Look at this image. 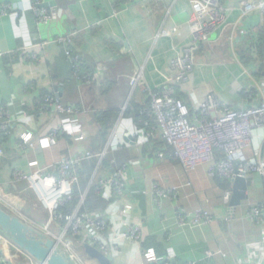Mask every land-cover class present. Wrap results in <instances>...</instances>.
<instances>
[{"label":"crops","instance_id":"0c3cea01","mask_svg":"<svg viewBox=\"0 0 264 264\" xmlns=\"http://www.w3.org/2000/svg\"><path fill=\"white\" fill-rule=\"evenodd\" d=\"M246 1L252 0H43L54 18L42 25L31 12V0H0V49L8 54L0 63V106H11L17 121L21 104L28 112L40 102L41 95L50 93L64 105L85 110L73 116L54 111L39 115L34 110L33 114L28 112L33 116L29 127L35 133L34 147H20L19 134L25 123L17 121L11 137L0 136V184L7 197L8 208L3 205L6 210L32 228H42L50 219L48 210L27 184L14 182V172L32 174L36 171L30 166L32 162L49 172L51 166L64 159L86 152L101 154L116 140L118 148L110 149L103 160L95 158L84 163L79 183L87 204L93 186L118 168L127 167L122 193L113 200L101 196L108 203L106 208L90 204L86 209L93 219L106 220V230L101 234L109 243L108 257L113 264H146L142 256L146 250H154L159 263L264 264V224L249 218L250 208L264 203V178L248 175V180L253 177L248 199L232 215L207 165L186 171L173 148L155 150L153 145L163 139L158 125L150 137L146 127L127 114L133 105L151 104L150 91L166 82L172 61L191 45L194 30L203 24L201 17L215 5L225 10L228 26L212 33L209 42L198 48L190 82L177 89L192 112L209 94L234 110L260 102L256 91L244 97L254 79L262 80L256 74L264 66V56L260 62L248 53L258 41L264 42L263 14L259 9L245 15ZM6 5L12 6V11L2 14ZM194 17L198 20L193 21ZM72 34L71 50L84 61L82 72L94 78L90 86L74 79L65 49L55 42L58 37ZM47 41L50 44L46 47L38 46ZM31 54H36L37 60L29 58ZM138 72L141 80L132 88L131 77ZM56 87L62 89L61 95ZM192 90L197 92L198 102L189 95ZM108 111L115 112L117 120L104 143L95 115ZM56 127L63 129V135L49 148H41L39 139L48 137ZM81 135L82 140H74ZM255 143L244 153L247 161H257L259 149ZM156 182L176 187V199L157 206L151 193ZM126 205L132 206L128 215L123 214ZM180 208L189 214L204 209L214 222L182 230L177 223ZM130 225L141 228L138 244L122 238ZM50 229L60 233L55 224ZM2 236L6 237L0 232V246L10 262L31 263L29 255ZM74 245L83 258L82 264H98L84 254L81 239ZM208 252L214 256L209 257Z\"/></svg>","mask_w":264,"mask_h":264},{"label":"built area","instance_id":"2783aa9c","mask_svg":"<svg viewBox=\"0 0 264 264\" xmlns=\"http://www.w3.org/2000/svg\"><path fill=\"white\" fill-rule=\"evenodd\" d=\"M245 15L255 10H261L264 22V0H252L243 2ZM12 11V6L6 5L2 14ZM207 14L201 17L202 26L195 29L192 35V43L184 48L182 53L172 61L171 74L166 82L157 90L150 91L151 109L148 115L149 121L144 123L147 129L146 134L150 137L158 128L162 138L169 147L175 150V156L180 161L181 166L186 171H194L198 167L207 165L209 174L214 177H221L229 180L232 184L234 180L246 173L260 175L264 178V85L261 81L254 79L246 93L251 96L252 91H256L260 102L252 107H244L240 110L231 109L222 103L214 94H209L203 102H198L197 92L192 90L189 95L198 102L195 110L192 112L177 89L190 82V73L193 71V56L198 48L209 42V36L216 31H223L227 28V15L223 8L212 6L207 10ZM31 12L38 24H49L54 18V12L48 9L43 0H31ZM193 20V19H192ZM198 18L194 17L193 21ZM73 37L72 34L67 37H58L56 43L65 49L72 68L73 77L83 86H90L94 82L92 74L82 72L84 61L71 50ZM50 42H42L38 46L44 48ZM27 54V50L23 49ZM8 54L0 49V63ZM32 60H37L36 54L28 56ZM250 76V73L247 72ZM141 73L138 72L131 77L130 85L135 88L141 80ZM41 107V113L54 111L58 114L73 116L85 110L76 106H67L52 95L42 98L38 103ZM21 104V110L18 111L17 121L25 123L24 131L19 134L20 147H34L35 133L29 127V120L33 117L25 111ZM14 112L9 105L0 106V136L9 138L15 129ZM85 113V112H84ZM150 129V130H148ZM144 132V131H143ZM262 132L263 136H260ZM63 135V129L56 127L48 137L39 139L41 148H49L59 137ZM83 136H75L74 140H82ZM258 143L259 154L257 161H247L244 153L254 142ZM118 148V142L113 140L110 144L111 150ZM110 149L101 154L86 152L82 156L64 159L63 161L51 166L49 172L38 169V163L32 162L30 166L35 168L32 174H26L22 170L14 172V182L27 184L32 190L37 201L48 210L50 219L42 228H33L39 235H43L53 240L60 252L66 253L71 263L82 264L83 258L78 254L74 245L75 240L81 239L83 244L99 246V249L105 254H110L109 243L105 241L102 231L106 230V220L93 219L86 212H82L80 207L85 199L82 197L79 208L70 216L59 215L57 210L70 203L73 199V193L76 186L80 183L81 171L85 162L98 158L103 160ZM219 155L224 156L221 160ZM0 156L3 157V151L0 150ZM114 164V160L112 161ZM126 166L118 168L109 177L102 178L97 184V190L106 200H113L116 195L121 194L126 186L127 172ZM151 193L157 206L167 199L175 200L178 194L176 187H163L159 182L152 185ZM232 191L224 194L225 204L229 206ZM3 186L0 184V205L6 209L8 204ZM5 205V206H3ZM132 206L126 205L123 214L131 213ZM229 212L230 207H229ZM18 216V215H16ZM20 217V216H18ZM21 218V217H20ZM249 218L259 224H264V203L252 206L249 212ZM214 222L211 213L204 209H199L192 214L187 213L185 209H179L177 213L178 227L182 230L195 229L197 227L211 226ZM55 224L60 228L57 235L51 229L50 225ZM122 238L131 241L134 244L142 240V231L140 226H129L123 232ZM3 237V236H2ZM7 242L11 240L3 237ZM3 248V247H2ZM24 252V251H23ZM24 254H26L24 252ZM146 264H170L169 262H158L154 250H146L142 253ZM209 257H213L212 252H208ZM0 264H13L4 255H0ZM30 264H41L31 258Z\"/></svg>","mask_w":264,"mask_h":264},{"label":"water","instance_id":"95a60500","mask_svg":"<svg viewBox=\"0 0 264 264\" xmlns=\"http://www.w3.org/2000/svg\"><path fill=\"white\" fill-rule=\"evenodd\" d=\"M55 91H59L60 95L62 93V89L57 87ZM248 191L249 180L246 173H243L233 182L232 197L229 203L232 215L248 199ZM0 230L16 247L41 264H72L69 256L60 252L53 240L37 234L22 218L11 214L1 205ZM83 250L88 258L95 260L98 264H113L112 260L96 246L85 243ZM3 254L4 249L0 246V255Z\"/></svg>","mask_w":264,"mask_h":264},{"label":"trees","instance_id":"16d2710c","mask_svg":"<svg viewBox=\"0 0 264 264\" xmlns=\"http://www.w3.org/2000/svg\"><path fill=\"white\" fill-rule=\"evenodd\" d=\"M263 52H264L263 47L259 41L257 42V44L252 46V48L249 49V51H248L250 56H252V57L254 56L253 58L257 59L260 62L262 61V58L264 56ZM256 77L258 79L264 78V66H263V69L261 70V72L256 74ZM48 95H50V93H45V94L41 95L42 97L40 99L42 100L43 97L48 96ZM244 97L248 98V97H250V95L245 92ZM148 102H151V100H149ZM150 107H151V104H147L144 107H137L136 105H133L130 107L127 114L130 116H134L140 122L141 125H144V123L146 121H149L151 119V117L148 115V113L150 112V109H151ZM33 110L38 115L41 113V107L39 106V104L34 106V109H32V110L27 109V111L31 114H33V112H32ZM95 118H96L97 124H99L101 129H102V138H103L104 143H106L109 132L113 129V127L116 123V120H117L116 119L117 118L116 113L110 112V111L99 112L95 115ZM148 130H150V129H148ZM4 139H6V138H4ZM157 142H158V144L153 145L155 150L158 148L162 149V148H168L169 147L168 144H166V142L163 139L158 140ZM219 158L221 160H223L224 156L219 155ZM81 174H82V171H81ZM214 180H215V183L217 184V186L224 192V194L227 191H232L233 184L229 180H226V179L221 178L219 176L214 177ZM250 181L252 182V180H250ZM80 183H81V180H80ZM79 188H80V185L76 186L74 193H73L72 201L70 203H68L67 205H65L64 207H60L57 210V213L59 215H63L64 217L70 216L79 208V206L81 204V199H82V194H81ZM87 197H88L87 204H86V200H85L84 204L80 207L82 212H86L87 206H90V204L93 205L94 207L99 206V208H102V207L106 208L107 207L108 203H106V201L101 198V194L97 190V185L93 186L91 188ZM0 232L2 233L1 230H0Z\"/></svg>","mask_w":264,"mask_h":264},{"label":"rangeland","instance_id":"374dc122","mask_svg":"<svg viewBox=\"0 0 264 264\" xmlns=\"http://www.w3.org/2000/svg\"><path fill=\"white\" fill-rule=\"evenodd\" d=\"M261 45L263 46L262 42H261ZM237 52L240 53V48H237ZM257 146H258V143L256 142V143H255V147H257ZM252 149H253V148H252ZM255 179H257V180L259 181V177H258V176H256ZM250 180L253 181V177H250L249 181H250ZM250 182H251V181H250ZM247 202H248V201H247ZM55 234L58 235L59 233H56V232H55Z\"/></svg>","mask_w":264,"mask_h":264}]
</instances>
